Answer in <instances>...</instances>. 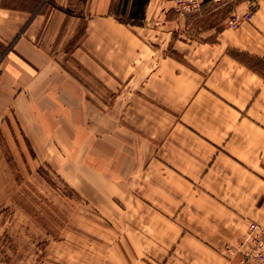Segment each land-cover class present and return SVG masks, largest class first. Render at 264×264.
Here are the masks:
<instances>
[{"label": "crops", "instance_id": "crops-1", "mask_svg": "<svg viewBox=\"0 0 264 264\" xmlns=\"http://www.w3.org/2000/svg\"><path fill=\"white\" fill-rule=\"evenodd\" d=\"M225 1L250 18L195 40L170 0H150L141 25L112 0H0V126L14 117L36 158L56 127L82 140L83 195L103 223L101 259L84 264H238L263 221L264 0ZM75 19L67 50L56 36ZM12 188L0 144V205Z\"/></svg>", "mask_w": 264, "mask_h": 264}, {"label": "rangeland", "instance_id": "rangeland-1", "mask_svg": "<svg viewBox=\"0 0 264 264\" xmlns=\"http://www.w3.org/2000/svg\"><path fill=\"white\" fill-rule=\"evenodd\" d=\"M231 4L210 0L186 13L170 0L167 17L175 20V31L182 38L212 39L215 34L207 29L220 28L226 18L224 25H229ZM79 8H75L77 13ZM64 26L59 35L54 34L69 50L79 43L84 20L64 22ZM3 49L0 43L1 52ZM89 79L99 90V82ZM56 132L44 140L36 158L14 117L0 126V144L13 175L11 200L0 205V264H84L101 259L96 231L103 230L97 217L102 208L91 204L82 190L84 144L82 140L69 142L66 127H56ZM95 148L100 149L99 142ZM114 164V159H103L109 171Z\"/></svg>", "mask_w": 264, "mask_h": 264}, {"label": "built area", "instance_id": "built-area-1", "mask_svg": "<svg viewBox=\"0 0 264 264\" xmlns=\"http://www.w3.org/2000/svg\"><path fill=\"white\" fill-rule=\"evenodd\" d=\"M177 8L182 12H192L199 9L204 0H174ZM250 13L240 15L235 13L228 19L229 26H237L243 20L249 19ZM239 253L238 264H264V219L253 222L246 237L236 247Z\"/></svg>", "mask_w": 264, "mask_h": 264}, {"label": "trees", "instance_id": "trees-1", "mask_svg": "<svg viewBox=\"0 0 264 264\" xmlns=\"http://www.w3.org/2000/svg\"><path fill=\"white\" fill-rule=\"evenodd\" d=\"M208 1L210 0H204L202 4ZM149 2L150 0H112L110 13L121 22L141 25L146 18Z\"/></svg>", "mask_w": 264, "mask_h": 264}]
</instances>
